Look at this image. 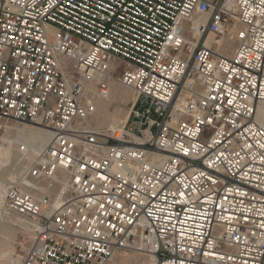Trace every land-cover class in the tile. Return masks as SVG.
Wrapping results in <instances>:
<instances>
[{
  "label": "built area",
  "instance_id": "2783aa9c",
  "mask_svg": "<svg viewBox=\"0 0 264 264\" xmlns=\"http://www.w3.org/2000/svg\"><path fill=\"white\" fill-rule=\"evenodd\" d=\"M116 61L136 99L97 135L86 84L107 98ZM11 122L51 134L21 178L45 191H5L34 230L20 264L140 247L154 264H264V0H0V136Z\"/></svg>",
  "mask_w": 264,
  "mask_h": 264
},
{
  "label": "rangeland",
  "instance_id": "374dc122",
  "mask_svg": "<svg viewBox=\"0 0 264 264\" xmlns=\"http://www.w3.org/2000/svg\"><path fill=\"white\" fill-rule=\"evenodd\" d=\"M209 40H216V39L213 36H208V41ZM229 40L230 41L232 40L234 42L232 36H229L224 41L226 43V41L229 42ZM234 47H235V42H234ZM221 49L223 50V47H221ZM64 61L63 60L61 61V65L65 67V70L67 72L69 71L68 72L69 76L71 74H72L71 76H73V74H74L73 65L68 60H64ZM124 66H125V64L122 62V64L118 65L117 70H115L111 73V84H116L121 90L125 91L130 96H133L134 92L131 89L122 87L117 81L118 80L117 78L121 77V73L123 71ZM86 86H87V90H88L89 95H90L89 100H91L92 103L93 102L95 103V100L98 98L99 99H105V98H100L97 96V91H98V85L97 84L90 81V82H87ZM91 97H92V99H91ZM128 97L121 98L120 100H118L119 102L116 101L114 103H105L104 104V110H106L107 113H110L113 111H114V113L117 111H118V113H121L123 111V113L125 115H129V108L127 107V102H128L127 100H129V99H127ZM125 101H127V102H125ZM94 103H93V105H94ZM116 122L118 124L123 123V121L120 119L116 120ZM125 122L126 121H124V123ZM7 126H8L7 130H5L4 133H2V135L0 136V138L5 137V141L0 143V183H1L0 188L2 186H4L5 184H6V186L9 184V182H10L9 178L10 177L14 176L12 183H10L7 186V188L10 185H12L16 180L20 179L19 181H21V178L24 176L23 173L25 170L18 169L16 171H14L16 169V166L21 164V163L19 164V162L23 161V157L19 153L18 149H23L25 147L23 145V141L18 140L16 138L15 134L17 133L16 129H18V128L21 129V127L24 128V127H28V126L32 127L30 125H27L24 123H19V122L18 123L11 122ZM88 127L91 130H95V131L101 129V127L95 123L90 124ZM97 127H99V128H97ZM38 129H40V128H38ZM40 130H42V129H40ZM211 132H212V130L210 128H207L203 133V138L204 139L208 138ZM100 134L103 136H107L109 133L106 131V132H101ZM33 141H34L33 147H36L39 144V142L36 140H33ZM99 141H101V140L99 139ZM3 150H5V151H3ZM37 157L38 156L34 157L32 160H35ZM32 160L27 161L26 164L27 165L32 164L34 162V161L32 162ZM14 165H15V167H14ZM8 179H9V181H7ZM39 186L44 188V187H46V184L44 182H41L39 184ZM64 190H65L64 186L56 185L55 188H53L51 191H46L44 194H53L54 195L53 198L55 200V203L57 204V201L60 198V195H58V194H59V192L60 193L64 192V195H65ZM4 196H5V192H4ZM4 196H3V203H4ZM3 207H4V205H3ZM4 210H5V208H4ZM4 210L2 208H0V231H1L0 232L1 233L0 234V264H12L11 262H13L14 260L17 261V262L15 261L16 263L13 262L14 264H20L24 255L26 254L29 246L31 245L33 238H31V236H29L26 232H24L20 226L19 227H13L12 226L11 227L12 233L10 235L7 234L5 236L4 234H2V229H4V227L7 225L5 222V218H12V219L21 218L17 215H13L12 213H9L7 211L5 213ZM3 239H5L6 241ZM4 251L5 252L11 251V253H12V255H11L12 257H10L11 259H8V257L2 258ZM151 263H152V261L150 259V256L142 250L122 249V250L118 251L112 257V259L110 260V262L108 264H151Z\"/></svg>",
  "mask_w": 264,
  "mask_h": 264
},
{
  "label": "bare ground",
  "instance_id": "6f19581e",
  "mask_svg": "<svg viewBox=\"0 0 264 264\" xmlns=\"http://www.w3.org/2000/svg\"><path fill=\"white\" fill-rule=\"evenodd\" d=\"M207 43L208 44H214L215 48L216 47H218V48L223 47V50H224L225 54H227V56H229L232 53L233 49H234V42L232 40L231 41L229 40V42L226 41V43H225V41H220V40H217V39L208 41V38H207ZM109 90L110 91H109L108 97L105 98V99H99V98L96 99L95 103L93 102L94 105H93V103L90 100V102L93 105V111H92V114L90 115V117H87L84 120V124L87 127L90 124H92V123L98 124L101 127V129H99L97 131H95V130L93 131L97 135H101L100 134L101 132H106V131L110 132V131H116V130L119 131V130H121L122 125H124V121H126V119L128 117V115H125L123 113V111L121 113H118V111L115 112V113H114V111L110 112V113H107L106 110H104V104L105 103H114L116 101L119 102L118 100H120L121 98L129 96L127 98V99H129V100H127L128 102L127 101H125V102H127V107L129 108V112H130V110L133 107V104L135 102V99H136V96L134 94H133V96H130L125 91L121 90L116 84H110ZM91 99H92V97H91ZM118 119L122 120L123 123L118 124L116 122V120H118ZM97 128H99V127H97ZM16 131H17V133L15 134L16 138L18 140H20V141H23V145L25 147L23 149H18L19 153L23 157V161L19 162V164L20 163L21 164L16 166V169L14 171H16L18 169L26 170V169H28V166H29V164L27 165L26 162L32 160L36 156H39L43 152L44 148L48 147L49 141L51 139V134H50V132H48L46 130H40L37 127H29V126L28 127H24V128L21 127V129L18 128V129H16ZM33 140H36V141L39 142V144L36 147H33L34 146V144H33L34 141ZM3 141H5V137H1L0 138V143L3 142ZM3 151H5V150H3ZM32 162H33V160H32ZM13 177L9 178L10 179L9 184L12 183ZM9 179L7 181H9ZM21 182L25 186H27V185L30 186V187L34 186V189L37 188L40 192H44L45 191V189L43 187H37V186H35L33 184H32L33 185L32 186L30 183H27L28 180L26 178H23L20 181V183H18V184H21ZM59 184L64 186V189H65L64 191L67 192V187L64 184V180H60ZM7 186L5 184L4 186H2L0 188V208H2L3 210H4V207H3V205H4L3 204V196H4V192L6 191ZM58 195H60V198L58 199L57 204H59L61 202L60 200L64 197V192H62V193L59 192ZM4 211L6 213V210H4ZM5 222H6L7 225L4 227V229H2V234H4L5 236L7 234L10 235L12 233V230H11L12 226L13 227H19L20 226L24 232H26L29 236H31V238H33L34 230L28 224V222L26 220H23L21 218H15V219L5 218ZM3 240H5V239H3ZM135 249L142 250V251L146 252L150 256V259L152 261L151 264H154V257H153L152 254H150L147 251V249H143L141 247L140 248H135ZM120 250H122V249L116 250L114 255ZM11 255H12L11 251H7V252L4 251V253L2 255V258L8 257V259H11L10 258V257H12ZM15 261L16 260H14L13 262L16 263L17 261L16 262ZM13 262H11V263L14 264Z\"/></svg>",
  "mask_w": 264,
  "mask_h": 264
},
{
  "label": "crops",
  "instance_id": "0c3cea01",
  "mask_svg": "<svg viewBox=\"0 0 264 264\" xmlns=\"http://www.w3.org/2000/svg\"><path fill=\"white\" fill-rule=\"evenodd\" d=\"M115 64L119 65V64H122V62L121 61H116Z\"/></svg>",
  "mask_w": 264,
  "mask_h": 264
}]
</instances>
